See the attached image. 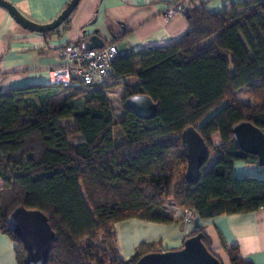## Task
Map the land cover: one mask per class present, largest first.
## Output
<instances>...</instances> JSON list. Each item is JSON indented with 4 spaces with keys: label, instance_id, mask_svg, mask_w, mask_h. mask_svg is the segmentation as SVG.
Masks as SVG:
<instances>
[{
    "label": "trees",
    "instance_id": "1",
    "mask_svg": "<svg viewBox=\"0 0 264 264\" xmlns=\"http://www.w3.org/2000/svg\"><path fill=\"white\" fill-rule=\"evenodd\" d=\"M187 9L181 38L118 55L103 86L33 83L0 91V231L15 243L18 264H25V250L7 221L18 206L49 220L55 236L45 264H135L162 251L142 242L121 258L114 225L132 218L171 223L167 203L199 219L264 208V178L232 172L236 161L257 163L237 147L232 127L248 121L264 132V0H241L221 13L204 3ZM116 85L124 88L117 117L104 93ZM243 86L250 103L232 94ZM133 94L148 95L157 114L141 119L127 110ZM66 118L70 128L58 124ZM186 126L197 129L212 155L196 183L184 178ZM77 134L83 141L71 144ZM195 235L223 264L202 226L185 238ZM223 249L229 264H251L236 244Z\"/></svg>",
    "mask_w": 264,
    "mask_h": 264
},
{
    "label": "crops",
    "instance_id": "2",
    "mask_svg": "<svg viewBox=\"0 0 264 264\" xmlns=\"http://www.w3.org/2000/svg\"><path fill=\"white\" fill-rule=\"evenodd\" d=\"M29 20L44 24L52 21L69 0H6ZM241 0H79L67 19L47 32L28 30L15 22L0 6V91L33 83H48L46 72L65 64L62 48L70 43L81 46L96 33L104 45L124 42L129 53L144 54L154 47H162L181 38L187 30L185 16L178 6L204 3L218 13ZM175 7L169 18L166 10ZM118 55H120L118 53ZM110 105V94L124 97L122 85L105 89ZM218 134L212 136L219 143ZM209 159L212 158V155ZM208 165V166H209ZM236 178H264L257 163L236 161L232 169ZM0 185L2 181L0 179ZM1 187V186H0ZM173 222L154 223L127 219L114 225L121 258L127 259L142 242L153 243L157 250L179 249L186 235L193 229L185 218L187 209L169 205ZM209 237L211 250L229 264L223 244H236L240 255L251 264H264V208L245 213L220 214L200 219ZM15 243L0 231V264H18Z\"/></svg>",
    "mask_w": 264,
    "mask_h": 264
},
{
    "label": "water",
    "instance_id": "3",
    "mask_svg": "<svg viewBox=\"0 0 264 264\" xmlns=\"http://www.w3.org/2000/svg\"><path fill=\"white\" fill-rule=\"evenodd\" d=\"M79 0H69L62 11L50 22L40 24L22 15L18 9L6 0H0L12 18L22 27L36 32H47L57 28L67 19ZM178 10L188 17V9L182 5ZM104 40L96 33L81 41L82 49L99 48ZM120 55L128 54L125 43L116 45ZM124 106L138 118L150 119L158 112L156 103L145 94H133L126 97ZM235 144L242 151L253 154L257 158V165L264 168V132L248 121H240L232 127ZM181 143L186 158L184 178L188 183H196L203 171L209 153L205 141L193 126H186L180 134ZM10 229L21 240L25 250V264H45L48 258L50 244L54 239V232L47 216L40 210L15 207L8 215ZM193 229H198L200 219L193 215ZM135 264H221L220 260L207 250L199 235L185 238L179 249H167L149 252L142 255Z\"/></svg>",
    "mask_w": 264,
    "mask_h": 264
},
{
    "label": "built area",
    "instance_id": "4",
    "mask_svg": "<svg viewBox=\"0 0 264 264\" xmlns=\"http://www.w3.org/2000/svg\"><path fill=\"white\" fill-rule=\"evenodd\" d=\"M175 12V7H170L165 16L169 18ZM61 56L65 64L46 72L48 83L76 88L98 87L106 83L110 65L118 52L114 43L93 49H82L80 45L70 43L62 48ZM185 218L191 223L193 212L186 210Z\"/></svg>",
    "mask_w": 264,
    "mask_h": 264
},
{
    "label": "rangeland",
    "instance_id": "5",
    "mask_svg": "<svg viewBox=\"0 0 264 264\" xmlns=\"http://www.w3.org/2000/svg\"><path fill=\"white\" fill-rule=\"evenodd\" d=\"M233 96L235 97V99L242 103V104H246V103H250L252 101H250L248 94L246 93V88L245 86L238 88L236 90L233 91ZM110 102H111V107L113 109L114 115L120 116L123 113V98L122 96H117L116 94H110ZM58 124L60 126H64L65 128H70L71 126H73V120L71 118H66V119H59L58 120ZM115 138L117 141L121 140L123 138V135L121 134V132L119 131V129H115ZM69 142L71 144H78L80 142L83 141L82 137L77 134L76 136H70L68 138ZM211 156H209L210 158ZM209 165V159L207 160L206 164L203 166V170L205 168H207ZM1 186V185H0ZM1 188V187H0ZM170 205V204H169ZM168 203L166 205V207L169 209Z\"/></svg>",
    "mask_w": 264,
    "mask_h": 264
}]
</instances>
